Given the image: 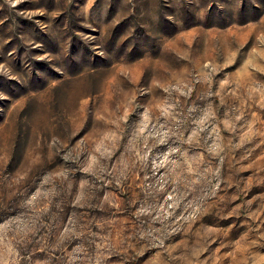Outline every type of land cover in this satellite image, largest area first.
Returning a JSON list of instances; mask_svg holds the SVG:
<instances>
[{
	"label": "rangeland",
	"instance_id": "rangeland-1",
	"mask_svg": "<svg viewBox=\"0 0 264 264\" xmlns=\"http://www.w3.org/2000/svg\"><path fill=\"white\" fill-rule=\"evenodd\" d=\"M0 264H264V0H0Z\"/></svg>",
	"mask_w": 264,
	"mask_h": 264
}]
</instances>
